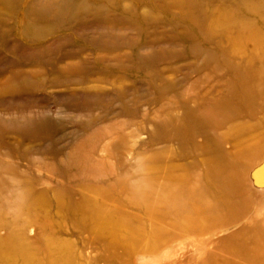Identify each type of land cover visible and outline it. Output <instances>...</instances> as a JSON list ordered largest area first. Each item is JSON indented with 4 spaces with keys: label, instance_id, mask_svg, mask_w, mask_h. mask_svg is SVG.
Instances as JSON below:
<instances>
[{
    "label": "rangeland",
    "instance_id": "374dc122",
    "mask_svg": "<svg viewBox=\"0 0 264 264\" xmlns=\"http://www.w3.org/2000/svg\"><path fill=\"white\" fill-rule=\"evenodd\" d=\"M0 264H264V0H0Z\"/></svg>",
    "mask_w": 264,
    "mask_h": 264
}]
</instances>
